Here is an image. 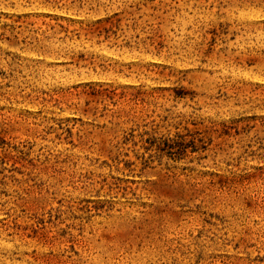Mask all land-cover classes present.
<instances>
[{
  "label": "rangeland",
  "instance_id": "374dc122",
  "mask_svg": "<svg viewBox=\"0 0 264 264\" xmlns=\"http://www.w3.org/2000/svg\"><path fill=\"white\" fill-rule=\"evenodd\" d=\"M0 264H264V0H0Z\"/></svg>",
  "mask_w": 264,
  "mask_h": 264
}]
</instances>
